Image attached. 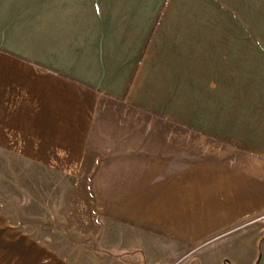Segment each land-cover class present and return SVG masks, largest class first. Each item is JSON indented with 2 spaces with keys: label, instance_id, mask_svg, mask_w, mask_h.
<instances>
[{
  "label": "crops",
  "instance_id": "1",
  "mask_svg": "<svg viewBox=\"0 0 264 264\" xmlns=\"http://www.w3.org/2000/svg\"><path fill=\"white\" fill-rule=\"evenodd\" d=\"M0 154L70 183L74 233L0 211V264H160L242 223L256 264L264 0H0Z\"/></svg>",
  "mask_w": 264,
  "mask_h": 264
},
{
  "label": "rangeland",
  "instance_id": "2",
  "mask_svg": "<svg viewBox=\"0 0 264 264\" xmlns=\"http://www.w3.org/2000/svg\"><path fill=\"white\" fill-rule=\"evenodd\" d=\"M0 158L8 161L1 154ZM13 158V165H0V211L5 214L11 212L21 223L28 224L31 227L29 232L35 238L48 237L51 241H61L63 238L65 241L71 237L74 233L60 219L70 183L59 180L50 182L55 177L50 173L44 176L48 182L41 183L38 181L41 175L35 167H26L21 159ZM252 226L253 223H242L231 230L209 236L193 247H181L175 250L172 260L167 261L166 258L160 264H232L231 259L244 249L241 244L247 242L240 240L247 237ZM144 236L147 237L146 234ZM159 241L161 254L165 249L179 248L162 245L163 239ZM63 249L67 251L68 248L63 246ZM263 252L264 246L259 247L256 264H264V258L260 256Z\"/></svg>",
  "mask_w": 264,
  "mask_h": 264
},
{
  "label": "built area",
  "instance_id": "3",
  "mask_svg": "<svg viewBox=\"0 0 264 264\" xmlns=\"http://www.w3.org/2000/svg\"><path fill=\"white\" fill-rule=\"evenodd\" d=\"M260 218H264V215H263V216H261Z\"/></svg>",
  "mask_w": 264,
  "mask_h": 264
}]
</instances>
